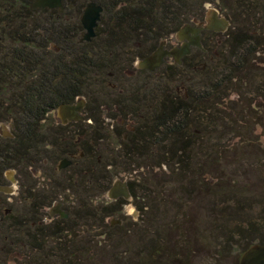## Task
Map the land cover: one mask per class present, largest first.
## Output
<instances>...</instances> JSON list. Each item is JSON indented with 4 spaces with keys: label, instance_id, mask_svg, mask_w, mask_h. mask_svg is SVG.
Returning a JSON list of instances; mask_svg holds the SVG:
<instances>
[{
    "label": "flooded vegetation",
    "instance_id": "1",
    "mask_svg": "<svg viewBox=\"0 0 264 264\" xmlns=\"http://www.w3.org/2000/svg\"><path fill=\"white\" fill-rule=\"evenodd\" d=\"M198 1L197 10L166 24L152 50L81 77V93L72 98L52 105L51 92L50 106L26 125L24 139L13 115L26 107L39 116V100L26 101L23 85L10 95L7 76H0V264L89 257V243L135 228L174 185L209 179L214 149L229 141L227 133L245 128L257 111L262 118L264 32L248 35L250 25L233 21L240 13L232 10L264 0ZM70 3L61 0V11L37 10L52 21L68 20ZM213 12L226 28H208ZM259 25L264 28V17ZM15 32L0 28L1 37ZM158 48L160 64L140 66ZM11 49L0 45L3 52ZM61 106L78 110L65 114Z\"/></svg>",
    "mask_w": 264,
    "mask_h": 264
},
{
    "label": "rangeland",
    "instance_id": "2",
    "mask_svg": "<svg viewBox=\"0 0 264 264\" xmlns=\"http://www.w3.org/2000/svg\"><path fill=\"white\" fill-rule=\"evenodd\" d=\"M91 1L106 0H72L71 18L63 20L78 40L83 32L76 28V21ZM258 19L255 14L244 20V26L250 25L248 35L258 32ZM259 30L264 32L262 27ZM90 97L97 100L95 94ZM259 115L258 111L252 115L245 128L228 132L229 141L214 149L218 157L209 172L213 182L194 178L192 186L169 184L175 191L153 202L147 219L135 228L117 230L100 244L89 243V257L58 263L238 264L243 248L264 243V115ZM256 119L261 126L255 125ZM48 261L52 264V258Z\"/></svg>",
    "mask_w": 264,
    "mask_h": 264
},
{
    "label": "trees",
    "instance_id": "3",
    "mask_svg": "<svg viewBox=\"0 0 264 264\" xmlns=\"http://www.w3.org/2000/svg\"><path fill=\"white\" fill-rule=\"evenodd\" d=\"M31 1L0 0V28L16 31L7 37L0 36L3 39L0 45L8 44L12 48L6 52L0 50V76H7L10 95L20 92L19 85H23V92L30 95L26 101L39 100L42 109L39 116L26 107L23 112L14 113L18 137L23 139L28 133L26 125L43 118L50 106L51 92L52 105L80 94L81 77L100 75L116 64L127 63L152 50L163 37L167 23L201 7L198 0L91 1L102 7V15L95 37L89 43L78 44L68 23L52 21L48 12L31 10ZM240 6L236 3L232 10L240 13L232 14L236 22L244 24V20L255 14L260 15L258 20L264 17V3L249 1ZM75 26L81 30L80 21ZM51 44L59 48L58 53L48 49ZM250 246L243 248L242 253Z\"/></svg>",
    "mask_w": 264,
    "mask_h": 264
},
{
    "label": "water",
    "instance_id": "4",
    "mask_svg": "<svg viewBox=\"0 0 264 264\" xmlns=\"http://www.w3.org/2000/svg\"><path fill=\"white\" fill-rule=\"evenodd\" d=\"M61 0H34L29 8L31 10L37 9H56L57 11H61ZM102 13V7L96 5L94 3H87L84 7L82 15L80 17V24L83 28V36L79 41L80 43L86 42L89 43L95 37V29L100 20V16ZM216 12H213L208 20V28L213 29V26L220 25L221 30L226 28L227 22L221 20L220 22L216 19ZM163 57V52L161 48H158L156 52L146 58L143 62H141L140 66L149 68V64L154 63L155 66L159 65ZM65 114H73L74 111L78 110L77 108L67 106H61L59 108ZM116 190V187H113L109 193L110 198L113 197V194ZM124 198L128 199V194L124 190L121 194ZM238 264H264V245H251L248 247L240 256Z\"/></svg>",
    "mask_w": 264,
    "mask_h": 264
}]
</instances>
